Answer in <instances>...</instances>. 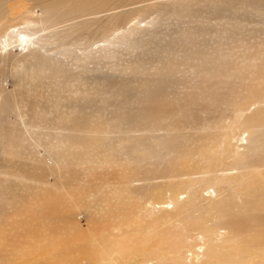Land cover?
Segmentation results:
<instances>
[{"label": "rangeland", "instance_id": "374dc122", "mask_svg": "<svg viewBox=\"0 0 264 264\" xmlns=\"http://www.w3.org/2000/svg\"><path fill=\"white\" fill-rule=\"evenodd\" d=\"M68 4L75 10L61 13V16L75 18L67 22L72 27L56 25V22L46 25L40 21L26 29V34L42 45L41 50L32 48V52L44 55L42 50L45 48L62 65L56 68L50 63L49 73L41 68L33 74L28 73L29 81L34 80L39 89L34 97L29 91L23 101L17 100L19 95L14 91L17 81L14 77L21 78L23 72L6 76V89L13 91V102L6 115L13 122L21 119L23 154L15 162L0 156V240L5 230L22 221L39 222L40 234L48 239L47 244L53 251L59 246L68 251L67 245L62 244L69 233L67 230L78 232L80 229L86 233L88 240L80 242L71 254L68 251L65 256V250L53 253L60 258H56L61 262L58 264H133L131 247L144 242L153 249L150 258H159L160 264H168L170 259H166L171 255L162 247L168 234L169 243L183 252L173 264H196V260L201 259L200 264H217L214 260L226 242L250 247L238 236L228 234L222 216L206 217L213 212V205L212 201L203 198L202 191L190 194L183 191L179 195L184 200L182 203L164 204L162 195H154L156 180L148 175L152 171L144 165L137 172L133 170L131 162L122 153L123 145L119 147L115 141L120 137L119 133L111 127L116 122L114 117L123 115L130 126L133 121L132 126L139 124L151 114L149 110L167 116L178 111L188 113L182 114L179 121L194 137L206 135V132L212 136L224 131L223 128L235 120L218 144L220 149L222 145L227 146L231 158L241 160L239 169L244 173H235L231 177L233 183L223 184L235 199H239V189L243 190L252 176L254 187L259 186L256 178L263 177L264 167L254 165L253 159L246 158V153L256 146L253 136L259 132L264 135V116L253 122L257 126L254 133L245 127V122L251 112H264V103H252L249 107L258 97L248 89L242 90L246 84L230 80L233 74L222 76L212 66L230 62L246 72L248 57L244 55L247 54L257 55L258 61L264 63V0H108L100 7L92 2ZM47 7L44 0H0V35L5 25H27L23 16L29 9L35 10L37 18L40 15L39 19L45 20ZM97 11L101 15L93 13ZM16 45H10L14 56L22 49ZM30 45L34 46L33 43ZM13 59L8 60L5 68H10V64L19 68V58ZM64 66L68 71L61 70ZM255 73L259 75V71ZM260 77L264 81V68ZM48 95H52L50 100L41 101L40 97L47 99ZM69 95L73 98L67 97ZM193 96L197 98L196 103L192 102ZM233 99L236 102H231ZM66 100L69 104L62 105L61 102ZM184 100H190L192 106L183 107ZM214 101L216 105H212ZM38 115L42 117L41 123L29 120ZM104 127H108L107 140ZM229 132L234 133L230 138ZM146 133L156 135L159 130L149 128ZM96 134L105 141V149L99 154L91 143ZM18 165H34L36 174L20 171L18 176ZM165 175L166 185L171 186L178 180L168 173ZM210 175L213 179L222 177L221 165L205 172L202 178L207 180ZM5 188L7 192L4 193ZM46 188L51 205H56L60 213L61 226L57 228L60 232L53 234L41 206L40 196ZM143 190L153 196L142 197ZM209 193L213 194L212 187ZM17 196H24L25 201L21 203ZM181 204L190 206L182 209ZM20 206L24 210L28 207V213L22 208L14 211ZM29 208L34 212L31 216H28ZM164 210L170 212V216L162 226L158 219ZM185 210L203 215L202 220L194 217L190 221L195 224V230L187 238L180 232L183 230L181 219L187 216L183 214ZM69 214L72 217H68ZM203 221L209 222L210 226ZM28 223L26 227H30ZM25 225L23 229H26ZM17 229L20 231L21 227ZM211 229L223 234L222 240L206 242L205 236ZM9 232L19 234L14 227ZM122 242L124 244L120 246ZM192 246H199L201 250L193 251L196 249H191ZM3 257L0 243V264H4ZM50 259L51 254L29 252L25 264H48ZM257 260L243 259L242 264H257ZM221 263L237 264V257L224 256ZM9 264H13L12 261Z\"/></svg>", "mask_w": 264, "mask_h": 264}, {"label": "bare ground", "instance_id": "6f19581e", "mask_svg": "<svg viewBox=\"0 0 264 264\" xmlns=\"http://www.w3.org/2000/svg\"><path fill=\"white\" fill-rule=\"evenodd\" d=\"M44 1L48 4V7L45 9V20H40L39 19L40 15L37 18L36 17L37 15L35 14V10L29 9L26 15L23 16V18L26 17L25 20L27 25L15 26V27L5 25L1 28L0 41L2 43V50L0 52V156L1 157L4 156L3 158H8V159L11 158V161L13 160L12 162H15L16 160L18 161V158L23 154V150H21V127H20L21 119L13 122L6 115L7 109L12 105L13 102V91H8L5 86V82L7 80L6 76L10 75L12 72H19V71L23 72L21 78L14 77L17 79V81H15L14 83L15 85L14 91L19 95V99L17 98L16 99L18 101H23L28 95L29 91L32 92L31 94L34 97L36 95L37 88L39 89V84L35 83L34 80L29 81L28 73L33 74V71H35L37 68H41L43 71L49 73L50 63H52L56 68L62 65L60 61L56 60L54 57L48 54L45 48H43L42 50V53L45 56L42 54H38L36 52H32L31 50L32 48L40 49L42 45L34 42L26 34V29L30 28L33 24L38 23L40 21L46 23V25L47 23L50 22H56L55 23L56 25L63 24L62 26L64 27H72L71 23L67 24V22L73 21V19L75 18H69L68 16H61V13H67L75 10L74 7H72V5L68 4V2L74 3L76 1H79L80 3H86V4L92 2L98 7H100L104 5L108 0H44ZM0 13H1V8H0ZM93 13H95L96 15L97 13H99V11ZM99 15H101V13H99ZM75 25L76 24H74L73 26ZM31 37H33V35H31ZM11 43H16L17 44L16 46L22 47L20 53H18L17 56L12 55L13 49L10 48ZM31 43H33L34 46L31 47L30 45ZM12 57H14V59L19 58L18 59L20 63L19 68L13 64H10V68L8 69L5 68L8 60ZM244 57H248V60H246L248 62V65H246L247 67H245L248 68V70L246 72H242L239 70L242 67L235 68L230 62H220L212 67L214 69H217L222 74V76L233 74L235 78L230 77V80L246 84L242 86V90L248 89L252 94L258 97L255 101L250 102L249 107L252 103L263 104L264 81L260 77V72L264 68V63L258 61L259 59L257 55L247 54L244 55ZM240 63H242V61H240ZM243 63L246 64L245 62ZM245 68H243L244 71L246 70ZM65 69L67 70L68 67L64 66L61 70L63 72H66ZM256 70L259 71V75L255 73ZM247 72H249L248 73L249 77L246 75ZM244 76H247L248 79L247 77H245L246 79H244L243 78ZM22 80L25 85L23 84ZM51 96L52 95H48L47 99L40 97V99L41 101L44 100L48 101L51 99ZM67 97H72V96L69 95ZM187 98L191 99V95H188ZM236 99H233L231 102H236ZM194 101L196 103L197 98L193 96L192 102ZM69 102L70 101L66 100L61 103L62 105L67 106ZM212 105H216V101L212 102ZM189 106H192L190 100L188 101L184 100L183 107L189 108ZM149 111L151 113L150 115L146 116L141 123L138 122L139 124H135L133 126L132 123L134 121L131 122V126H130V123L127 122L125 115L117 119L114 117L113 119L116 122L114 125H112L111 129L116 128L117 133H119L120 135V137L115 141L118 143L119 147L123 145L122 153L125 154L129 159V161L131 162L133 170L137 172L141 169L140 166L144 165L145 169H150L152 171L149 172L148 175L149 177L155 178L156 180V183L153 186V189H156V193L154 195L155 196L162 195V201L165 202L164 204L175 203L178 205L180 204V202L182 203L184 201L179 197V195L183 191H186L188 194H190L191 192L196 190L202 191L203 198L212 201L213 212L208 213L207 216L204 213V216L206 217L209 216L215 217V215L222 216L223 217L222 222H224L227 225L228 234L238 236V238L244 240L245 243L250 246V247H245L244 246L245 244L241 245L238 243L237 244H232L228 242L224 243L223 247L220 249V252L217 253V258L214 260L217 264H223L221 262L224 260V256L237 257V264H242L243 259H247L248 262L258 259L256 261L257 264H264V213H263L264 173L262 174L263 176L262 178H256V182L259 183V186L254 187L255 179L254 176H252L244 185L243 190L239 189L241 191L239 195V199L232 198L228 188H226V186H224L223 184L224 182L233 183L234 181L231 180V177L235 173H238L239 171L242 172L239 169L241 166L240 163L241 160L236 158H231L229 156V150L227 146L222 145L220 149V146L218 144V142L224 136L225 133L224 131H226L229 128V126H231L235 122V120H233L231 124L227 123L228 126L223 128L225 129L224 131L211 134L212 136L207 135L208 132L205 133L206 135L196 136L198 132L196 133L195 131L196 137H194L187 132L188 130L186 131L184 129L182 123L179 121L181 119L182 114L186 115L188 113L184 111H178V112H172L167 116L165 113L160 114L156 111H151V110ZM114 115L117 116L116 113ZM261 115L264 116L263 111L251 112L250 118L246 119L245 127L250 128L254 133L257 126L253 125V122ZM176 117H178V119ZM29 120L32 121V123H41L43 121L41 115H38L34 119L29 118ZM263 121H264V117H263ZM202 125H203V121H202ZM107 128L108 127H104L103 130L104 133H106V135H104L106 140H107V135L109 134V132H107ZM149 128H152L153 131L154 128H156L159 130V133H157L156 135L149 136L146 133L149 131ZM257 132L259 131H256L255 133ZM230 133L232 132H229V138L232 137V135L234 134V133L232 134ZM253 137L255 138L256 146L251 148L246 153V158L253 159L254 165L264 167V152H262V150H264V135L260 134L259 132L255 134ZM242 138L246 139L245 137ZM91 143L93 144L95 148V152L97 154L104 151L105 141L100 135L96 134L94 136V139L91 141ZM222 154H224V156H222ZM217 162H219L218 164L221 165L224 175L217 179H213V175H210L209 179L204 180L202 178L203 174L205 172L214 170L215 167L218 165ZM8 164L11 165L12 163H8ZM18 166H19L17 168L18 176L20 174V171L24 173H28L29 175L36 174L35 171L37 170L34 167V165H30L29 167H22L20 165ZM165 173H168V176L170 175V177L177 178L178 180L171 186L166 185L167 179L165 177L166 176ZM162 175L163 178L165 179L163 181H162ZM211 187L213 188V194L209 193V188ZM6 189L7 188L4 189V193L7 192ZM47 192L48 189L46 188V190L40 196L43 202L41 206L45 209L49 222L48 226L50 227L49 231L51 234H53L56 232H60L57 230V228L61 226V223L58 220L60 219V213H58V208L56 205H51V198L49 196H46ZM205 193H207L208 195L207 194L205 195ZM140 195L142 197H152L153 193L143 190L140 193ZM16 198L17 200H21L20 201L21 203L25 201L24 196H17ZM3 202L5 201L3 200ZM7 204L10 205V203ZM189 206H190L189 204H183V205L181 204L182 209H187L189 208ZM21 208L22 207L20 206L14 211L16 212L20 211ZM24 209L23 211H26L28 207L26 210ZM191 212L192 210H185L183 214L187 216L184 218V220L181 219V221L183 222V230H181L180 232L182 233V236L184 238L189 237L192 231L195 230V226H194L195 224L191 223L190 221L194 219V217H196L195 219L197 220L203 218L202 213L197 215V214H191ZM29 213L30 215L28 216H31L34 213L31 208H29ZM169 213L170 212L164 210L162 213V217L158 219L162 221V226L167 222L168 217L170 216ZM68 217H72V215L69 214ZM63 218L64 216L62 215V219ZM26 223L28 222L22 221V223L20 224L19 223L17 224L16 222L15 225L11 224L12 226H10V228L4 231L3 233L4 235L0 240L1 249L4 255L2 259L4 264H9L11 261L13 264H25V260L29 252L30 253L42 252L43 255L45 256L51 254V259L48 264H52L53 262H57V264L61 263L56 260L57 256L54 255L53 253L57 251H61L63 253V250H65L63 246H59L57 250L53 251L49 247L50 244L49 245L47 244L48 239L42 237L40 234L39 222L28 223L30 227L29 226L26 227L25 225ZM23 224L25 225L26 229H23L24 228ZM204 224L210 226L209 222H204ZM13 227L16 231L19 232L18 235H13L9 232V230L12 229ZM19 227H21L20 231L17 229ZM67 231H69V233L66 234L67 237L65 238V241L62 242V244H64L65 246L67 245L66 247H68V251L71 254V252L78 249V244L80 242H86V240H88V237L87 234L83 233V231L80 229H78V232H74L70 230ZM169 235L170 234L166 235L165 239L162 241V247L166 249L171 255L166 259V260L170 259L168 264H173L174 263L173 261H176L182 255L183 252L178 250L175 246L169 243ZM222 236L223 234L215 233V229H211L207 232V235L205 236V241L209 243H216L222 240L221 238ZM59 240L62 241L63 239L62 240L59 239ZM50 243H55V242L51 241ZM123 244L124 242L120 243V246H122ZM257 246L259 248H257ZM61 247L63 249L59 250ZM52 248H53V244H52ZM192 248H195L196 250L193 251L196 252H199L201 250V247L199 246H192L191 249ZM256 248L258 250H256ZM152 250H153L152 247H147L145 242L133 244L130 251V257L133 258V264H160L162 260H160L159 258L157 260H153L152 258H150ZM68 251L66 248V250L64 251V255L68 254ZM10 258H12V260H10ZM201 261L202 259L196 260L195 263L200 264ZM227 261H230V259ZM62 264H67V263L62 262Z\"/></svg>", "mask_w": 264, "mask_h": 264}]
</instances>
